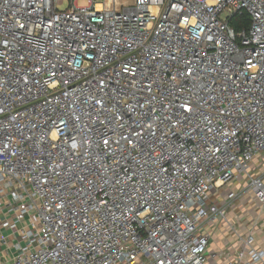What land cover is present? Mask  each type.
Masks as SVG:
<instances>
[{
	"label": "built area",
	"instance_id": "1",
	"mask_svg": "<svg viewBox=\"0 0 264 264\" xmlns=\"http://www.w3.org/2000/svg\"><path fill=\"white\" fill-rule=\"evenodd\" d=\"M248 194L264 0H0V264H264Z\"/></svg>",
	"mask_w": 264,
	"mask_h": 264
},
{
	"label": "crops",
	"instance_id": "2",
	"mask_svg": "<svg viewBox=\"0 0 264 264\" xmlns=\"http://www.w3.org/2000/svg\"><path fill=\"white\" fill-rule=\"evenodd\" d=\"M257 167V166H254ZM243 181L235 182L223 188L220 191L222 197L229 189L237 190L242 186ZM237 209L236 213L232 211ZM230 220L236 223L238 231L242 235L252 234L255 239V244L257 247L264 250V205H259L251 195H245L241 200L237 201L234 207L229 211ZM6 234V233H5ZM230 239V244L227 242L219 243V245L214 248L218 251L219 256L216 260H210L207 264H223L226 257L233 255V251L236 248V244L233 239ZM213 251V250H211Z\"/></svg>",
	"mask_w": 264,
	"mask_h": 264
},
{
	"label": "trees",
	"instance_id": "3",
	"mask_svg": "<svg viewBox=\"0 0 264 264\" xmlns=\"http://www.w3.org/2000/svg\"><path fill=\"white\" fill-rule=\"evenodd\" d=\"M247 20L248 19L246 15L242 17H237L235 15L230 19L229 24L233 29H235V31H237L240 27L247 25Z\"/></svg>",
	"mask_w": 264,
	"mask_h": 264
},
{
	"label": "rangeland",
	"instance_id": "4",
	"mask_svg": "<svg viewBox=\"0 0 264 264\" xmlns=\"http://www.w3.org/2000/svg\"><path fill=\"white\" fill-rule=\"evenodd\" d=\"M82 5H86V2L84 1V2H79L78 4H77V6H82ZM67 8V3H63L62 5H60L59 7H58V9L59 10H65ZM238 210L237 209H234L232 212L233 213H236ZM226 235V234H225ZM224 235V236H225ZM215 246H218V244L215 242V243H213V246H212V250L215 248ZM211 264V263H210Z\"/></svg>",
	"mask_w": 264,
	"mask_h": 264
},
{
	"label": "clouds",
	"instance_id": "5",
	"mask_svg": "<svg viewBox=\"0 0 264 264\" xmlns=\"http://www.w3.org/2000/svg\"><path fill=\"white\" fill-rule=\"evenodd\" d=\"M153 11H154V9H153Z\"/></svg>",
	"mask_w": 264,
	"mask_h": 264
}]
</instances>
